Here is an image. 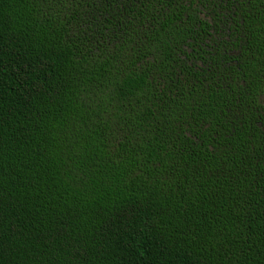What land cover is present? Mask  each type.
I'll return each instance as SVG.
<instances>
[{
	"label": "trees",
	"instance_id": "obj_1",
	"mask_svg": "<svg viewBox=\"0 0 264 264\" xmlns=\"http://www.w3.org/2000/svg\"><path fill=\"white\" fill-rule=\"evenodd\" d=\"M0 264H264V0H0Z\"/></svg>",
	"mask_w": 264,
	"mask_h": 264
}]
</instances>
